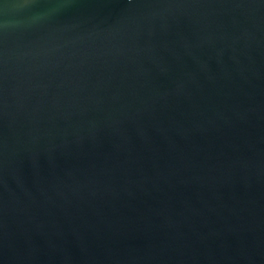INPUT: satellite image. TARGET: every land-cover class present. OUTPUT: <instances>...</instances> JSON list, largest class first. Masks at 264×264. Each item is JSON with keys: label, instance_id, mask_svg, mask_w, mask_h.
<instances>
[{"label": "water", "instance_id": "obj_1", "mask_svg": "<svg viewBox=\"0 0 264 264\" xmlns=\"http://www.w3.org/2000/svg\"><path fill=\"white\" fill-rule=\"evenodd\" d=\"M0 264H264V0H0Z\"/></svg>", "mask_w": 264, "mask_h": 264}]
</instances>
